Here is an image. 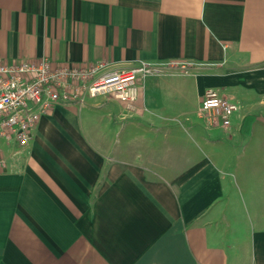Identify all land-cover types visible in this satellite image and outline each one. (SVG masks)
Segmentation results:
<instances>
[{
	"label": "crops",
	"instance_id": "1",
	"mask_svg": "<svg viewBox=\"0 0 264 264\" xmlns=\"http://www.w3.org/2000/svg\"><path fill=\"white\" fill-rule=\"evenodd\" d=\"M43 57L197 65L0 140V264H264V0H0V61ZM208 89L228 129L198 116Z\"/></svg>",
	"mask_w": 264,
	"mask_h": 264
},
{
	"label": "built area",
	"instance_id": "2",
	"mask_svg": "<svg viewBox=\"0 0 264 264\" xmlns=\"http://www.w3.org/2000/svg\"><path fill=\"white\" fill-rule=\"evenodd\" d=\"M195 63L186 61L138 60L129 67L107 70L109 63L88 66L54 67L43 57L36 62L0 61V140L10 145L27 146L32 130L40 118L57 104H83L88 95H108L132 107L148 77L188 74ZM238 103L229 101L214 89H208L198 106L197 114L207 128L228 129ZM6 159L0 156V168Z\"/></svg>",
	"mask_w": 264,
	"mask_h": 264
},
{
	"label": "rangeland",
	"instance_id": "3",
	"mask_svg": "<svg viewBox=\"0 0 264 264\" xmlns=\"http://www.w3.org/2000/svg\"><path fill=\"white\" fill-rule=\"evenodd\" d=\"M106 96H108V95H106ZM101 98H102V97H100V96H99V97L97 96L96 99L86 98V101L89 102V103H90V102H96V100H97V101H100ZM78 113H81V114L83 115V114L86 113V110H82V111H80V112H78ZM117 136H118V135H117ZM112 140H113V139H112ZM116 143H118V142H116ZM116 143H115V144H116Z\"/></svg>",
	"mask_w": 264,
	"mask_h": 264
}]
</instances>
